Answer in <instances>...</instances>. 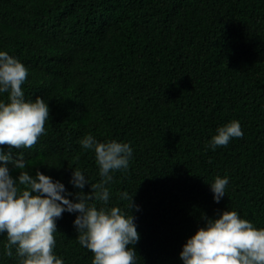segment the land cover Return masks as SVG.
Wrapping results in <instances>:
<instances>
[{"label": "trees", "instance_id": "16d2710c", "mask_svg": "<svg viewBox=\"0 0 264 264\" xmlns=\"http://www.w3.org/2000/svg\"><path fill=\"white\" fill-rule=\"evenodd\" d=\"M0 51L27 67L25 99L49 107L45 133L21 150L24 171L75 193L73 168L101 179L84 135L130 143L128 168L109 187L111 205L127 211V191L139 206L136 264H182L187 238L225 210L264 228V0H0ZM232 120L243 136L208 147ZM9 148L15 158L20 149L0 145ZM218 175L229 184L217 203L208 184ZM76 215L57 219L54 251L64 264H91ZM5 237L0 264H18Z\"/></svg>", "mask_w": 264, "mask_h": 264}, {"label": "clouds", "instance_id": "9594fccd", "mask_svg": "<svg viewBox=\"0 0 264 264\" xmlns=\"http://www.w3.org/2000/svg\"><path fill=\"white\" fill-rule=\"evenodd\" d=\"M27 75V67L18 58L0 51V94L7 93V101L0 100V145L20 149L15 158L12 148L0 149V234L6 232L4 255L15 256L18 264H64L54 251V234L57 219L68 212L77 213L73 221L76 239L93 254L91 264H136L134 246L140 236L132 213L133 209L139 211V206L127 191L120 193V200L127 201V211L111 205L109 187L115 171L127 170L133 148L128 142H101L91 133L84 135L79 140L80 147L94 151L101 179L90 184L83 171L73 168L69 182L81 190L75 193L39 170L34 175L24 171L27 161L21 150L37 142L49 120L45 99H25L22 85ZM243 134L240 122L232 120L217 128L208 147L214 150L226 146ZM9 164L19 170L15 178L9 174ZM228 184L227 175H218L208 184L215 202L225 196ZM85 185L90 186V192L82 191ZM179 258L182 264H264V228L255 227L235 210H225L218 218H206L204 226L182 245Z\"/></svg>", "mask_w": 264, "mask_h": 264}]
</instances>
